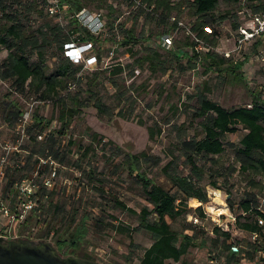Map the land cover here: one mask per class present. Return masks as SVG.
<instances>
[{
    "label": "rangeland",
    "instance_id": "rangeland-1",
    "mask_svg": "<svg viewBox=\"0 0 264 264\" xmlns=\"http://www.w3.org/2000/svg\"><path fill=\"white\" fill-rule=\"evenodd\" d=\"M30 1L6 0V12H17L22 23L30 27V31L52 22L60 25L63 23L65 35L71 32L72 27L66 26L69 23L67 18L62 22L56 17L40 16L30 10ZM182 1L184 10L178 13L179 17L186 23L193 22L192 0ZM109 2L117 7L118 12L115 16H109V25L102 38L110 47H115L116 57L112 61L113 66L98 71L81 67L77 79L71 80L73 87L69 90L71 96L67 97L68 104H72V96L78 94L87 106L75 116L66 135L60 132L63 130L62 122L58 120L61 109L56 103L40 100L39 95L32 90L24 94L13 92L11 83L0 78V143H9L13 147L8 152L0 145V165L3 159H7L1 186L7 202L13 206L18 202L13 184L28 178L34 184V203L38 201L36 209L27 214L28 221L26 218L25 222L5 226L0 232L7 230L9 237L27 238L35 242L50 241L56 246L62 236H69L79 226L77 223L71 227L66 226L67 223H71L74 217L78 223L87 218V234L76 249V255L89 256L101 264H140L146 248L154 241L152 236L146 231L131 236L116 229L118 225L138 226L139 217L138 214L118 207L115 199L125 202L138 213L149 205L142 186L126 169V154L145 150L160 155L163 162L160 166H146L148 174L182 200V193L164 175L162 166L171 159L168 156L169 148H174V143L182 136L193 137L199 128L200 119L195 117L191 108L197 105V100L190 96L207 83L212 89L208 93L209 97L226 108L250 106L257 93H262L264 99V62L260 54L262 45H254L245 55L233 54V60L247 59L241 68L244 81L226 70L205 73L204 67L199 64L195 69L183 70L182 66L188 65V59H179L170 50L163 48L158 50L167 61L168 71L153 72L149 63L142 67L137 65L136 56L130 49L139 51V56L145 53L146 47L156 49L155 40L168 27H164L158 18L148 16L145 11L140 14L136 25L140 41L134 46L125 45V31L131 27L135 15L140 13L139 8L131 0ZM253 2L220 0L217 13L229 15L222 23L215 24L220 32V48L233 46L235 15H239L244 22L246 15L241 14V11L248 13V7ZM89 8L96 10L94 5ZM104 11H108L107 6ZM6 12L0 6L1 25L8 22ZM115 21L123 23L124 27L115 29L112 26L113 22L117 24ZM172 34L176 49L182 51L185 34L177 30L172 31ZM148 35L151 38L144 41L143 37ZM29 53L31 62H37V55L31 50ZM8 54V50L0 45V65ZM103 54L106 55L107 50ZM47 58L50 71H53L59 60L56 44L48 49ZM120 58L124 59L121 62L124 71L114 75L112 72L120 65L117 64ZM96 99H100L107 107V113L99 112L94 106ZM18 106L25 111V117L28 118L26 123L21 120L12 122L8 118L10 112L16 113ZM36 113L46 118L55 117L56 120L42 131V127L35 123ZM151 125L161 129L154 139L149 134L148 127ZM181 127H184V132ZM245 133L246 130L240 127L237 133L227 134L225 141L239 144ZM83 146L90 147L86 156L81 155ZM176 155L183 165V172L189 174L190 168L184 164L185 158L181 152L177 150ZM215 157L218 164L214 166L207 158L199 159L208 170L202 185L207 189L210 200L203 203L197 199L196 206L190 199L187 214L170 221L176 231L194 235L199 245L192 248L185 259L190 264H210L212 251L235 241L241 245V254L238 256L240 262L236 264H264L261 253L252 260L249 258V245L255 240L254 235L239 228L231 218L242 211V203L250 199L251 193L259 196L257 202L264 208L262 191L250 185V174L239 170L234 148L228 146L222 155ZM217 170L220 171L216 177L220 188L214 187L213 178L209 175L211 171ZM256 178L264 182V175ZM47 180L51 184H47ZM52 191L55 192L54 205L58 203L59 208L50 204ZM222 204L227 208L223 213L210 208L213 205L221 209ZM200 207L203 213L198 210ZM216 227L220 228V232L216 231ZM58 228L59 232H55ZM224 231L230 232L231 237L226 239ZM202 240L207 244L203 246ZM224 261L222 259L221 264H226Z\"/></svg>",
    "mask_w": 264,
    "mask_h": 264
},
{
    "label": "trees",
    "instance_id": "trees-1",
    "mask_svg": "<svg viewBox=\"0 0 264 264\" xmlns=\"http://www.w3.org/2000/svg\"><path fill=\"white\" fill-rule=\"evenodd\" d=\"M5 1L0 0V6L3 12H6L8 9ZM142 1L149 6L154 4V13L148 12L142 6L138 7L140 13L135 15L136 17L132 19L131 27L125 31V45H133L140 41L141 38L136 33V25L140 14L145 11L148 16L158 18L164 27H168L162 33L177 30V25L169 22V18L172 15H176L178 19L183 20L178 15V13L181 14L184 10V2L182 0ZM225 1L238 3L241 0ZM46 2L47 0H31L30 10L36 11L40 16H51L44 6ZM62 2L69 14H74L82 8H89L94 5L96 10H91L103 12L107 20V27L109 25V16H115L118 12L117 7H114L109 0H62ZM191 2L192 15L195 17V20L193 22H187V24L197 36L204 39L213 48L220 47V32L215 28V24L222 23L229 17L228 13H217L220 0H192ZM131 3L134 5L135 0H131ZM106 6L108 8L107 12L104 11ZM248 8H250L251 12L260 13L264 10V0H254ZM5 16L8 22L5 25H1L0 23V45L6 48L9 54L0 65V78L11 83L13 92L24 94L32 90L39 95L40 100L56 103L61 109L58 120L62 122L63 130H60V132L66 135L75 116L79 115L82 108L87 106V104L84 103L78 94L72 96V104L69 105L67 102V97L71 96L69 91L71 80L77 79V74L83 66L82 64L73 63L65 56L64 46L66 42L71 40V34L79 35L80 33L78 37L83 41H93L95 36L88 28L81 26L73 19L69 20L67 25L72 27L71 32L65 35L63 31L65 27L58 23L47 22L43 27L30 31V27H26L22 23L20 15L17 12H6ZM51 17L55 18L53 16ZM235 17L236 20L233 24L236 33L239 25L243 22L239 15H235ZM115 22H117V24L115 23L116 26L114 22L112 23L115 29L120 26L124 27L123 23L119 21ZM208 26L213 29L212 33L207 32L206 28ZM44 27H47V30H44ZM183 33L185 34V32ZM185 36L186 40L182 43L183 47H181L185 50L182 49L181 51V49H176L169 51L179 59H188L186 63L188 65L182 66L183 70L195 69L199 64L204 67L205 73L226 70L238 77L241 81H244L241 68L245 64L246 58L236 63L232 57H226L214 49L207 52H197L195 49L190 51L188 49L193 48L194 42L186 34ZM150 38L151 35L143 37L144 41H148ZM258 43L263 46L264 40L260 39L257 45ZM54 44H56L57 50L59 51V60L55 69L50 71L47 54L48 49ZM30 50L37 55V62L35 63L31 62ZM130 50L136 56L135 63L137 65L142 67L145 63H149L153 72L160 70L166 73L168 71L167 61L162 58V54L158 49L146 47L145 53L141 56L138 55L139 51ZM97 52L100 60L106 56L103 54L104 50L100 48L97 49ZM101 68L104 67L100 65L95 70L98 71ZM123 71L124 68L120 64L112 73L116 75L123 73ZM211 90V87L207 83H204L203 87L195 95L190 96V98L197 100V105L191 108L194 111L195 117L200 119L199 128L195 130L193 137L186 138L182 136L174 143V148H169L168 156H171V159L162 166L164 175L182 193V200H179L175 193L166 189L162 184L157 183L148 174V168L146 166H160L163 162V158L160 155L151 154L143 150L137 153H127L125 156L124 164L126 169L129 175L142 186L149 205L143 207L141 212L138 213L125 202L120 199H115L118 207L130 213L138 214L139 217L138 226L118 225L116 229L119 232L128 233L131 236L134 233L142 231H146L152 236L154 241L151 246L146 248L144 255L140 259V264H190L186 261L185 257L192 248L199 246L195 240V236L185 231H176L173 229L170 221H175L179 217L187 214L188 201L190 199H198L203 203H207L210 200L207 189L202 185V181L207 175L208 170L204 164L199 162L200 158L209 159L214 166L218 164V159L215 156L222 155L228 146L234 148L235 161L239 165V170L251 175L249 180L250 185L262 191L261 195L264 198V182L256 178L259 175H264V99L262 98V93L254 94L250 106L244 105L235 108H226L209 97L208 93ZM94 106L99 112L107 113L108 111L100 99H96ZM18 107L16 113L10 112L8 114V118L12 122L19 120L25 113L20 106ZM34 120L38 126L42 127L43 131L49 128L56 118H46L36 113ZM240 127L246 130L240 143L226 142V135L237 133ZM148 129L151 139H154L157 133L161 132V129L156 125H151ZM181 130L184 132V127H181ZM89 149V146L81 147V155H88ZM177 150L185 158L184 164L189 166V174L183 172V165L178 161V155H176ZM217 174H220L219 170L209 173L210 178H213L212 184L214 187L220 188L218 187V181L216 179ZM51 194L50 204L54 205L53 195L55 192L52 191ZM251 194H249L251 196L250 199L242 203V211L235 215V224L242 230L252 234H259L258 238L250 242L248 254L252 260L258 253H261V260L264 262V224L261 225L259 223L260 218L264 219V208L257 202L259 196L256 193ZM54 206L59 208L58 203ZM259 207L263 211L258 209ZM34 209L36 208L34 207ZM198 210L203 213L201 207ZM28 220L29 218H27ZM86 222L87 218L81 219L78 223L74 217L71 223L66 224V226L71 227L77 223L79 226L69 236H62L56 242V247L60 253L63 255L79 256L76 255L75 251L80 247L81 242L86 237ZM216 231L220 232V228L216 227ZM55 232H59V228ZM223 234L226 236V239L231 237V233L228 231H224ZM206 244V241L202 240V245L204 246ZM230 247V244L224 245V247L212 251L210 256L218 257L221 260L225 259L224 262L226 264L240 262L239 257L231 252ZM67 249H71L74 252H70ZM80 257L94 260L89 256Z\"/></svg>",
    "mask_w": 264,
    "mask_h": 264
},
{
    "label": "built area",
    "instance_id": "built-area-1",
    "mask_svg": "<svg viewBox=\"0 0 264 264\" xmlns=\"http://www.w3.org/2000/svg\"><path fill=\"white\" fill-rule=\"evenodd\" d=\"M136 7H143L148 12L154 13L155 5H147L144 4L142 0H135ZM49 15L60 19L62 22L64 19L68 20H76L81 26L88 28L95 39L93 41H83L77 34H74L71 37L69 42L65 43L64 52L65 56L75 64H82L84 68L95 70L102 65L104 68L108 66H113L112 61L116 57L115 47L107 44L102 38V34L105 32L107 28V20L103 14V12L92 11L89 8H82L74 14H69L67 9L63 6L62 0H47L44 5ZM241 14H245V21L241 23L235 33L233 39V46L231 48H213L209 43H207L204 39L197 36V34L192 30V28L183 20L178 19L176 15H172L169 18V22L171 24L177 25V30H182L185 32L187 36L191 38L194 42L193 48H189L188 50L193 51L195 49L197 52H207L212 49L219 51L226 57H232L233 54L238 56L247 54L254 45H257V42L262 39L264 40V10L260 13L256 12H245L241 11ZM62 26L65 27V25ZM67 26V25H66ZM207 32L212 33L213 29L211 27L206 28ZM155 40V39H154ZM107 50L106 56L100 60L97 49ZM156 49H166V50H176L174 35L172 32L161 33V35L155 40ZM260 54L262 55V61L264 62V43L262 49L260 50ZM245 59V58H244ZM123 58L118 59L117 64L123 65ZM236 63L238 59L234 60ZM73 85H70V89ZM19 120L24 121L25 123L28 121V118L21 117ZM1 147L10 152L13 147L9 143H0ZM18 148H15L17 150ZM6 158L3 159L0 165V231L5 229V226L15 225L18 222H25L27 218V214L30 213L35 206H37V202L34 203V184L33 182L25 178L20 182L14 183L13 188L16 191L18 202L16 205H9L7 202V198L5 196V192L3 186H1L2 179L5 175V163ZM47 184H51L49 180L46 181ZM264 203V198H261ZM258 209L262 210L261 207ZM234 223L236 222V216H231ZM5 221L7 223H5ZM259 223L264 224V219L260 218ZM7 230L0 232V239L8 240L10 238L18 239V237L14 238L12 236H7ZM254 239L258 238V233H253ZM231 252L235 253L237 256L241 254V245L237 242H230ZM210 264H221L222 260L218 257L210 256Z\"/></svg>",
    "mask_w": 264,
    "mask_h": 264
},
{
    "label": "water",
    "instance_id": "water-1",
    "mask_svg": "<svg viewBox=\"0 0 264 264\" xmlns=\"http://www.w3.org/2000/svg\"><path fill=\"white\" fill-rule=\"evenodd\" d=\"M0 264H101L75 255H63L50 241L0 239Z\"/></svg>",
    "mask_w": 264,
    "mask_h": 264
},
{
    "label": "bare ground",
    "instance_id": "bare-ground-1",
    "mask_svg": "<svg viewBox=\"0 0 264 264\" xmlns=\"http://www.w3.org/2000/svg\"><path fill=\"white\" fill-rule=\"evenodd\" d=\"M192 200L194 201V205L197 206V203H196L195 201H198V200H197V199H196V200H195V199H192ZM210 208H211V210H213V211H218V212L221 211L222 213H223L224 211H226V209H227V208L225 207V204H222V208H221V209H218L217 207H215V206H213V205H212ZM221 212H220V213H221Z\"/></svg>",
    "mask_w": 264,
    "mask_h": 264
}]
</instances>
